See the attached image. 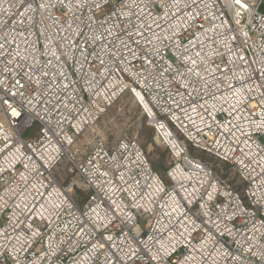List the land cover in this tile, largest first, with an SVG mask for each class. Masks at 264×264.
<instances>
[{
  "label": "built area",
  "instance_id": "2783aa9c",
  "mask_svg": "<svg viewBox=\"0 0 264 264\" xmlns=\"http://www.w3.org/2000/svg\"><path fill=\"white\" fill-rule=\"evenodd\" d=\"M125 93L166 182L70 150ZM0 264H264V0H0Z\"/></svg>",
  "mask_w": 264,
  "mask_h": 264
},
{
  "label": "rangeland",
  "instance_id": "374dc122",
  "mask_svg": "<svg viewBox=\"0 0 264 264\" xmlns=\"http://www.w3.org/2000/svg\"><path fill=\"white\" fill-rule=\"evenodd\" d=\"M39 126L37 123L30 125L22 133L24 139H32L37 135ZM128 135L137 140L146 153L148 161L152 168L157 172L160 178L166 182L165 171L170 161L167 149L154 138V130L140 107L131 95L125 93L120 96L96 122L93 130L85 131L80 136L74 148H85L87 143L93 139H103L108 145H113L118 138ZM207 155H201L206 158ZM66 163L64 158L58 163L53 174L61 182L66 183L68 174H66ZM218 174L226 177L230 182L237 183L240 187L239 179L233 169L220 163L217 166ZM83 196L86 197V194ZM143 225L148 222L147 217L141 219Z\"/></svg>",
  "mask_w": 264,
  "mask_h": 264
},
{
  "label": "snow or ice",
  "instance_id": "6c2138e0",
  "mask_svg": "<svg viewBox=\"0 0 264 264\" xmlns=\"http://www.w3.org/2000/svg\"><path fill=\"white\" fill-rule=\"evenodd\" d=\"M237 2L239 3V2H240V0H237Z\"/></svg>",
  "mask_w": 264,
  "mask_h": 264
},
{
  "label": "bare ground",
  "instance_id": "6f19581e",
  "mask_svg": "<svg viewBox=\"0 0 264 264\" xmlns=\"http://www.w3.org/2000/svg\"><path fill=\"white\" fill-rule=\"evenodd\" d=\"M158 141V140H157ZM159 142V141H158Z\"/></svg>",
  "mask_w": 264,
  "mask_h": 264
}]
</instances>
